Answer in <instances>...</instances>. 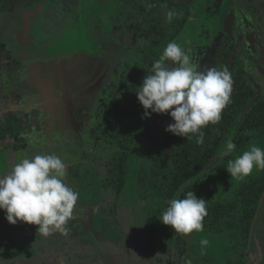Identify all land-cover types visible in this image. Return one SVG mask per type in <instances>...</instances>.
Here are the masks:
<instances>
[{
  "label": "rangeland",
  "instance_id": "374dc122",
  "mask_svg": "<svg viewBox=\"0 0 264 264\" xmlns=\"http://www.w3.org/2000/svg\"><path fill=\"white\" fill-rule=\"evenodd\" d=\"M17 4L18 8L27 11L15 14L19 35H16L14 54L16 61L25 65L17 62L4 70L9 74V93L19 84L22 91L18 93L22 94L23 100L13 106L9 102V107L19 106L16 114L28 119L29 124L25 126L30 125L31 129L23 134L25 139L33 141L41 151L53 149L68 165L65 182L79 193L74 218L66 225L68 234L64 238L57 237L55 252L48 254L40 250L41 261L55 258V262H51L56 264H175L177 254L170 242L168 226L152 215L153 192L147 191L139 182L142 173L152 177L153 158L162 150L165 139L173 135L165 129L174 121L168 114L152 113L150 118H145L141 135L130 155L127 186L118 200L110 186L107 166L118 153L115 125L111 126L109 136L99 134V141L91 135L98 123L97 114L102 100L125 101L127 93L120 86V82L126 80L121 79L125 63L131 66L124 72L127 77L125 83H128V77L135 78L133 83H128L129 88L134 84L140 87L151 73L152 65L159 57L152 61L148 59L149 46L138 48L139 42L132 37V28L138 22L145 29L153 28L163 20L165 9L161 7L154 13H148L141 8L145 6L148 9L145 2L131 0H23ZM227 5L226 0H222L210 9L207 0H195L191 17L176 41L187 51L192 62L199 65L200 71L214 66L215 58L225 43V35L231 30V23L219 26L215 21ZM46 11L58 15L47 21L48 18L43 16ZM34 12L35 22L32 19ZM73 14L79 15L80 23H75ZM48 22L50 26L43 29ZM86 50L99 56V59L91 58L89 64L84 65L85 72L91 67L96 69L92 79L88 76L86 79L95 82L98 76L94 74L102 66L105 73L100 76L101 80L96 81L101 89L98 88L96 94L100 99L90 100L92 103L84 113V127H76L73 126L74 112L78 105H83L86 96L78 83L81 74L79 64L82 67V62L86 64L89 59ZM119 65L114 86L103 90L102 80L110 82ZM24 74L34 85L33 91L37 96L25 86L28 84L21 79ZM119 87L122 93L117 98L116 89ZM84 88L88 90L89 87ZM62 108L67 109L68 118L74 119L71 125L65 113L59 111ZM106 110L102 107L101 113ZM11 112L14 113V109ZM114 118L118 120L117 114ZM254 144L262 148V142ZM1 213L5 215L3 211ZM159 227V239L149 241L148 231H157ZM16 232L25 237H31L33 233L30 228L23 232L20 227ZM192 235V264H236L242 258L241 250L234 246L230 233L197 232ZM202 239L209 241L203 254ZM261 248L264 249L263 244ZM254 257L258 264L264 263V254H255Z\"/></svg>",
  "mask_w": 264,
  "mask_h": 264
},
{
  "label": "clouds",
  "instance_id": "9594fccd",
  "mask_svg": "<svg viewBox=\"0 0 264 264\" xmlns=\"http://www.w3.org/2000/svg\"><path fill=\"white\" fill-rule=\"evenodd\" d=\"M178 13L169 10L167 22ZM233 80L227 67L200 71L187 51L175 41L169 42L152 65L136 92L144 109V118L152 113L168 114L174 121L166 132L190 138L197 136V144L204 143L202 128L217 124L221 113L230 102ZM236 145L225 142L221 158L231 155ZM254 167L264 170V149L251 145L249 150L227 163L226 171L232 179L243 180L252 174ZM67 168L55 153L23 157L8 171L0 175V211L10 225L19 222L36 226L37 234L45 237L55 232L67 235L66 225L74 218L79 193L65 182ZM207 203L193 191L186 197L173 198L162 212L160 222L173 232L189 235L203 231L207 216ZM209 244L200 241L201 253ZM186 264H191L190 260Z\"/></svg>",
  "mask_w": 264,
  "mask_h": 264
},
{
  "label": "trees",
  "instance_id": "16d2710c",
  "mask_svg": "<svg viewBox=\"0 0 264 264\" xmlns=\"http://www.w3.org/2000/svg\"><path fill=\"white\" fill-rule=\"evenodd\" d=\"M13 1L15 0L7 1L8 8L11 9ZM178 18L174 19L173 24L171 21V29L167 27V30H164L162 37H167V41L159 44L160 48L167 42H172L175 34L181 32L188 16L179 15ZM241 77L236 89L231 92L229 104L221 113L219 121L221 123L209 124L201 129L204 133V143L197 144V136L191 134L189 139L179 136L169 137L164 143L163 152L161 151L153 160L152 177L141 176L139 181L144 188L153 192L152 198L155 202L153 201L151 213L158 221L173 198L183 199L187 192L193 191L197 198L208 201L207 216L204 218L203 231L200 233L226 234L233 230L236 245L245 249L249 245L255 218L264 219V176L259 179L258 186H250L248 191H238L236 199L232 201L223 199V194L218 198L216 189H213L211 183L215 175L220 176V179L224 181L229 179L230 175L226 171L228 161L234 159L235 154L238 156L248 150L254 139L264 135V100L253 104L256 92L250 89L247 79L243 80V77L246 76L242 74ZM232 80L234 82L233 78ZM138 88L137 86H133L132 89L127 88L125 103L116 105V113L119 118L116 126L118 135L115 144L118 153L107 166L110 186L114 190L117 200L127 186L130 154L144 121V109L136 95ZM108 107L106 118L111 114L109 110L114 108L113 105ZM7 121L4 131L8 130L12 136L19 137L22 133L21 122L12 118ZM111 133V126H107L103 131L105 136H109ZM226 141L236 145L235 151L231 155L221 158V164L218 166L208 167L214 158L220 156ZM205 179L210 181L207 183ZM246 202H248V209ZM245 210L249 212L245 213ZM244 220H247L246 224ZM168 229L170 242L177 254L175 264H186L187 260H190L192 264L194 261L192 234L197 232L185 236L173 232L170 227ZM159 237L160 227L157 231H148L149 241L155 242ZM247 259L237 260L236 264H248Z\"/></svg>",
  "mask_w": 264,
  "mask_h": 264
},
{
  "label": "flooded vegetation",
  "instance_id": "af4514ba",
  "mask_svg": "<svg viewBox=\"0 0 264 264\" xmlns=\"http://www.w3.org/2000/svg\"><path fill=\"white\" fill-rule=\"evenodd\" d=\"M131 1L145 2L146 6H148V9H146L145 6H142L141 8H142V11H148V13H154L156 10L161 9V7L165 9L163 20L161 19V21L156 23L153 28L145 29L143 28V24L141 22L135 23V25H133V28H132L134 32V35L132 37L135 39L137 38L136 40L139 42L138 48L142 49L146 45L149 46L147 57L150 61H152L154 57L158 58L162 54L164 48L166 47L168 43L167 42L161 48L159 47L160 46L159 44L167 41V37L165 38L162 36H164V30H167V27H170V24H171V22H167L166 20V13L169 10H175L178 13V15L173 18L172 24L174 22V19H179L178 18L179 15L188 16L187 22L185 26L183 27V29L181 30V32L175 34L174 39H172L173 41L176 42L181 36V34L183 33L189 21V18L191 17L192 5L195 2V0H164V1H161V0H155V1L153 0H131ZM207 1H208V5L210 9L211 8L214 9L213 6H216L218 3L222 2V0H207ZM227 3L228 5L226 6L225 10L219 13L220 15L216 17L215 21L216 23L219 24V26L220 25L223 26L226 23H231L232 24L231 30L225 35L226 36L225 43L223 44V47L220 53L216 56L213 67L217 69H222L223 67L228 68V70L231 73L232 78L234 79V82L232 85V92L234 91V89H236L239 80L242 78L241 75L242 74L245 75L246 77H243V80L247 79L249 81L250 89L256 92V95L253 98V101H254L253 104H254L260 100H264V0H226V4ZM252 35L255 36V38H253ZM86 54L89 58L87 63L84 64L86 66L87 64H89V60H91V58L99 59L98 55L96 54L91 55L87 52V50H86ZM128 64L129 63L126 62L124 65L125 66L124 68H126L124 69L125 71L127 70L129 71V67H131V66H128ZM82 70L84 71V68H82L79 64V73L81 74H80V77L78 78V83L82 87L81 88L78 87V89L80 88L83 91H85L86 96H84L83 105L82 106L78 105V109L74 112L75 120L70 119L71 117L69 118L67 117V114H68V112H66L67 109H64V108H62L61 110L58 109L60 112L65 113L64 116L68 119V122L70 125H71L72 120H74L73 126H76V127L78 125L80 127H84V113H85L86 108H88V106L92 103V101L90 103V100L94 101L96 99L98 101L100 99L99 97L97 98L96 94H98V88L99 90L101 89L99 85L96 83V81L98 82L99 80H101L100 76L105 73L104 66H102V69L97 70L98 72L94 74L95 76H98L96 81L91 82V81H88L86 78L88 76V79H92L91 75L94 73V70L96 69L91 67L90 69L88 68V72L84 71V73ZM119 71H120V65L113 79L110 78V82H108L107 80L105 81V79L102 80L104 81L102 83L103 90L109 87L112 88L114 86L115 81L118 78L117 74L119 73ZM124 72L122 73L121 79L127 80V77L125 76ZM134 79H135L134 76L128 77V83H131V82L133 83ZM126 80H122L120 82L121 83L120 86L124 90V93H126L125 90L129 88L127 87L128 83H125ZM86 86L89 87L88 90L84 88ZM133 86H135V84L131 86V89L133 88ZM121 87L116 89L117 98H119L120 94L122 93L120 91ZM95 90H97V92ZM92 91H95V92H92ZM93 94H95L96 96H93ZM126 99L127 97L125 98V100ZM114 100L108 102L107 99L104 98L101 102V107H100L101 110L97 114L98 123H97V126L94 127V129H92V134H91L93 135L96 141L100 140L99 134H103V131L107 126H112L113 124L115 125V128L117 126L116 121L118 120L114 118V115L117 114L116 113L117 106L122 102H119V99H118V102H114ZM123 103H125V101ZM109 105L110 106L113 105L114 108L112 107V109L109 110L111 114L106 118L105 114L107 110L103 114L101 113V111H102V107L109 108L108 107ZM117 118H119V116H117ZM220 123L221 122H219L218 124ZM143 125H144V121H143L142 126ZM141 131H142V127L140 130V134L136 140V143L141 135ZM171 136H175V135H171ZM171 136H168L165 139V141ZM258 141L262 142V148L264 149V135H262L259 138L254 139L251 142V145H253L255 142H258ZM161 151L163 152V150ZM161 151H159L158 154ZM236 156L237 154H235L233 158H235ZM219 164H221V156H219L218 158H214L209 163L208 167H215V166H218ZM129 166H130V161H129ZM213 175L215 174L213 173ZM141 176H146V175L145 173H142ZM263 176H264V170H258L254 167L252 174L243 180L232 179L230 177L229 179L224 181L223 179H220V176L215 175L214 179L211 180L212 181L211 183L213 184L212 186L213 189H216V196L218 198L223 194L224 195L223 199L225 198V199L232 201L236 199L235 196L238 193V191H241V190L248 191L249 190L248 187L258 186L259 179H262ZM206 181L208 183V181L210 180H206ZM246 207L248 209L249 207L248 202H246ZM244 212L248 213L249 211L245 210ZM244 223L246 224L247 220H244ZM229 233L233 235L232 240L234 242V246L241 250L242 258L240 260H246V258H248L247 261L250 264L252 263L258 264L257 262L258 259L255 260L254 255L264 254V253H260L261 251L264 250L261 248L262 244L264 245V219H260L259 217L255 218L254 226L252 227L251 235L249 238V245L245 249L236 245V241H235L236 239L234 238L235 232L231 230V231H228L226 234H229ZM255 252H258V253H255ZM230 262L231 261L229 260V263Z\"/></svg>",
  "mask_w": 264,
  "mask_h": 264
},
{
  "label": "crops",
  "instance_id": "0c3cea01",
  "mask_svg": "<svg viewBox=\"0 0 264 264\" xmlns=\"http://www.w3.org/2000/svg\"><path fill=\"white\" fill-rule=\"evenodd\" d=\"M7 1L8 0H0V175H3L8 171H10V169L19 161V159L23 157L30 158L37 154L54 153L53 149L50 148L48 149L44 148V150L41 151L39 147L34 145L35 143L33 141H30L28 138L25 139L22 133L20 134L19 137L16 138L11 134H9L8 130L7 132L4 131L5 130L4 127H6L5 126L6 121L9 118L16 119L17 121L20 122L22 121L24 127L28 122L27 118L24 119L22 115L19 116L16 114L17 111L19 110L18 108L19 106H17V108L9 107V102L13 106L15 105L14 103H18L19 101L23 100L22 94L18 93L22 91V89L21 87H19L20 85L18 84V87L14 89L13 92L9 93L8 91L9 74L7 70H4L9 65L13 63L17 64L18 62L16 61V56L14 54V49H15L14 45L16 44V40H17L16 35H19V32L17 30V26L15 24L14 19L16 12H20V11L23 12L27 10L18 8L17 2H21L23 0L13 1L11 9L8 8ZM40 15L38 16V18H40ZM56 15L58 14H56L53 11H49V12L46 11V13H44L43 16H46L48 18L47 21H49L50 18ZM32 16H33L32 19L34 21L35 20L34 16H36L35 12L34 14L32 13ZM73 17H74L73 19H76L75 23H80L79 22L80 20L78 21L77 19L79 15L75 16V14H73ZM49 24L50 22H48L46 24L47 26L45 25L43 29L48 28L50 26ZM9 47H11V49H9ZM18 63H21V65L24 64L21 61H19ZM82 68H84V62H82ZM21 79H23L24 83L26 81L28 85L25 84V86L30 89L33 95H36L33 91L34 85L28 82V79L25 77V74L21 77ZM10 96H11V101H10ZM49 107L51 108V106ZM13 109L15 111L14 113L11 112ZM3 133L4 135H2ZM66 166L68 165L66 164ZM140 184L143 187L141 182ZM19 227L23 229V232L25 228L27 229L30 228L31 232H33L32 236L25 237L23 234H20V232L17 233L16 229H18ZM57 237L64 238L65 235H63L60 232H55L52 235L45 237L43 235L37 234L36 226L28 225L22 222H19L14 226L10 225L6 221L5 215L2 214L0 211V264H56L51 262L54 261L55 258L54 260L49 259L48 261L42 262L41 261L42 257L40 258L41 255L40 250L43 249V252H47L48 254H51V251L55 252L57 249V239H58ZM49 241L51 242L49 243ZM50 246L51 249H48Z\"/></svg>",
  "mask_w": 264,
  "mask_h": 264
},
{
  "label": "water",
  "instance_id": "95a60500",
  "mask_svg": "<svg viewBox=\"0 0 264 264\" xmlns=\"http://www.w3.org/2000/svg\"><path fill=\"white\" fill-rule=\"evenodd\" d=\"M23 121H25V120H23ZM27 123H28V122H27ZM27 123H26V124H27ZM28 124H29V123H28ZM21 126H22V135H23L24 133H26L27 131H30V129H31L29 126H28V127H26V126L24 127L22 123H21Z\"/></svg>",
  "mask_w": 264,
  "mask_h": 264
}]
</instances>
